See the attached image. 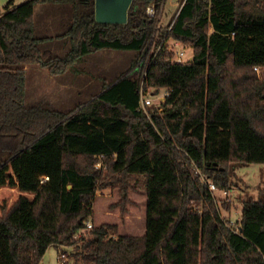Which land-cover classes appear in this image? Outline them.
<instances>
[{"label":"trees","instance_id":"1","mask_svg":"<svg viewBox=\"0 0 264 264\" xmlns=\"http://www.w3.org/2000/svg\"><path fill=\"white\" fill-rule=\"evenodd\" d=\"M165 1L132 0L125 24L96 22L94 0L0 8V264H40L49 247L75 245L97 189L124 194L135 177L144 233L96 226L81 238L87 263L264 264V201L243 200L234 228L193 170L227 191L234 165L264 164V79L253 70L264 72V0H181L163 26ZM45 3L72 6L64 57L44 58L46 39L34 36V6ZM169 39L191 59L176 62ZM103 49L136 56L87 104L66 113L25 106L23 66L58 75ZM160 90L164 100L142 109L141 96Z\"/></svg>","mask_w":264,"mask_h":264},{"label":"rangeland","instance_id":"2","mask_svg":"<svg viewBox=\"0 0 264 264\" xmlns=\"http://www.w3.org/2000/svg\"><path fill=\"white\" fill-rule=\"evenodd\" d=\"M10 0H0V8H3ZM15 3L23 0H12ZM181 0H166L165 5L157 17H160V24L165 26L174 18ZM165 45L167 48L175 52L183 50V62L188 61L192 57V50L189 46H184L180 42L169 39ZM130 53V52H129ZM127 53V54H129ZM101 53L94 52L92 55L85 57L87 61ZM136 56V54H135ZM74 67L77 65H73ZM73 66L71 68H73ZM70 68V69H71ZM118 71L122 66L117 67ZM73 70V69H71ZM260 78L264 79V72L258 73ZM160 90L157 96L149 97L153 104L161 102L162 93ZM163 100V99H162ZM7 153L0 151V163L6 158ZM232 172L229 190L227 195H223L220 191L214 194V198L220 208L221 216L229 221V225L234 227L239 221L241 202L246 199L264 201V164H236ZM129 188L123 194V191L118 187H107L97 189L95 199L92 203L93 214L88 219L92 229L100 224H115L117 225V233L120 235L140 236L145 229V204L146 194L141 177H135L129 180ZM229 205V210L225 211L221 206L222 203ZM122 208L124 212H122ZM91 229V230H92ZM89 231L79 232L75 237L77 243L72 246H64L63 252L66 257L61 259L59 256L62 251H58L51 246L47 249L42 257L40 264H90L83 259L84 252L81 248V238H88Z\"/></svg>","mask_w":264,"mask_h":264},{"label":"crops","instance_id":"3","mask_svg":"<svg viewBox=\"0 0 264 264\" xmlns=\"http://www.w3.org/2000/svg\"><path fill=\"white\" fill-rule=\"evenodd\" d=\"M25 1L14 2V5ZM33 21L35 38L46 39L39 44L43 57H64L69 50V43L63 35L72 21L71 4H37L33 10ZM96 52L101 55L89 61L85 57L92 53L85 55L75 64L77 67L71 68L73 70L68 69L58 75H52L46 68L38 65L23 66L25 69V106L41 104L66 113L77 106L87 104L102 91L106 84L114 82L129 70L136 54L133 51L111 49ZM118 66H122L120 71L117 70ZM63 248L56 249L61 252Z\"/></svg>","mask_w":264,"mask_h":264},{"label":"water","instance_id":"4","mask_svg":"<svg viewBox=\"0 0 264 264\" xmlns=\"http://www.w3.org/2000/svg\"><path fill=\"white\" fill-rule=\"evenodd\" d=\"M132 0H94V16L100 24H125ZM67 188H71L68 185Z\"/></svg>","mask_w":264,"mask_h":264},{"label":"built area","instance_id":"5","mask_svg":"<svg viewBox=\"0 0 264 264\" xmlns=\"http://www.w3.org/2000/svg\"><path fill=\"white\" fill-rule=\"evenodd\" d=\"M154 13H155V12H154V8H153V6H149V7L147 8V14L150 15V16H153ZM183 56H184V52H183V50H178L177 52H175L174 60H175L176 62H183V60H182ZM253 70H254L256 73H260L261 68L258 67V66H254V67H253ZM166 94H167L166 91L162 93V99H163V100H164ZM150 104H152V100H151L149 97H145L144 95H142V96H141V107H142V109L145 110L146 106H148V105H150ZM100 160H101V159H100ZM95 167H96V168H101V167H102V163H101V161H99V162L95 165ZM193 170H194V172L199 176L200 181L207 185V188H208L209 192H210L213 196H214V194H215L216 192H218V191H220V192H221L223 195H225V196L228 194L227 191H225V190H219V189L217 188V186H216L212 181H210L209 179L206 178V176H205V174L203 173V171H202L201 169H199L197 166L194 165V166H193ZM47 179H48V178L45 177V178L43 179V181H46ZM236 227H237V225L234 226V228H236ZM91 229H92V225H91L90 222L87 221V222H86V228L83 230V232H84V231H87V230L89 231V230H91ZM59 257H60L61 259H63V258L66 257V255H65V253H61Z\"/></svg>","mask_w":264,"mask_h":264}]
</instances>
